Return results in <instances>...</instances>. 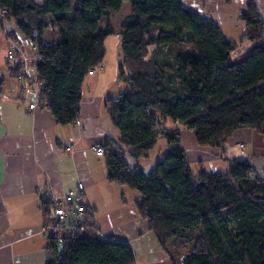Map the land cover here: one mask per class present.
I'll return each instance as SVG.
<instances>
[{
    "label": "trees",
    "instance_id": "16d2710c",
    "mask_svg": "<svg viewBox=\"0 0 264 264\" xmlns=\"http://www.w3.org/2000/svg\"><path fill=\"white\" fill-rule=\"evenodd\" d=\"M124 2L117 32L110 15ZM247 8L234 41L181 0H0L34 47L37 100L60 124L77 122L84 78L102 66L106 38L119 36L124 88L105 100L119 130L118 144L103 147L106 178L137 191V212L170 259V245L188 248L181 264H264V171L224 158L226 170L194 173L180 145L182 127L199 146L222 150L238 129L264 138V22L252 2ZM245 39L252 44L236 56ZM159 140L166 151L146 173L138 162ZM93 221L86 206L79 234L54 228L47 264H135L127 242L86 233Z\"/></svg>",
    "mask_w": 264,
    "mask_h": 264
},
{
    "label": "crops",
    "instance_id": "0c3cea01",
    "mask_svg": "<svg viewBox=\"0 0 264 264\" xmlns=\"http://www.w3.org/2000/svg\"><path fill=\"white\" fill-rule=\"evenodd\" d=\"M181 1L186 8L218 25L226 39L242 38L243 16L247 15L250 2L264 22V0ZM18 35L21 32L15 20L3 17L0 9V264H47L49 251L40 232L47 206L43 199L47 200V195L61 197L78 184L83 185L80 201L94 210V226L87 230L89 234L127 242L135 254V264H172L148 222L137 212V191L110 182L106 178L104 155L99 156L93 150L94 146L105 148L118 144L119 130L112 122L105 100L124 88L117 79L120 42L116 43L115 56L108 53L105 44L102 68L84 78L79 122L60 124L46 107L28 108L29 104L37 103L38 95L24 77L34 78L36 61L23 70L22 76L23 72L13 71L17 67L6 58L8 49L20 46ZM251 44L243 40L235 51L236 56ZM24 52L30 60L35 58L29 48H24ZM184 131L191 136L184 135ZM184 131L181 130L180 145L196 169L206 162L217 161L199 150L206 147L211 152L221 151V170L228 167L224 158H246L257 172L263 173L264 138L257 131L250 128L234 131L223 150L199 146L194 132ZM166 148L164 141L157 143L147 158L140 159V168L143 170L142 164L150 160L151 154L162 155Z\"/></svg>",
    "mask_w": 264,
    "mask_h": 264
},
{
    "label": "built area",
    "instance_id": "2783aa9c",
    "mask_svg": "<svg viewBox=\"0 0 264 264\" xmlns=\"http://www.w3.org/2000/svg\"><path fill=\"white\" fill-rule=\"evenodd\" d=\"M1 13L4 14L5 11H2ZM24 48L34 49L30 41L27 38L22 37L20 46L16 45L14 49H8L6 52L7 60L15 66V68L23 66L25 69L28 65L27 63L30 57L24 52ZM101 68L102 66H98L90 72L100 70ZM27 79L37 90H39L41 83L36 77L33 78L27 76ZM36 107H42V103L38 100L37 103H31L28 106L29 109H34ZM78 122L79 121H77V123ZM93 150L99 156H103L105 153L102 146H94ZM82 189L83 185L78 184L74 190L67 191L61 197L47 195V207L49 212L48 220L43 224L40 231L42 236L47 238L54 228L71 234L80 233L83 216L86 211L85 204H83L79 199Z\"/></svg>",
    "mask_w": 264,
    "mask_h": 264
},
{
    "label": "rangeland",
    "instance_id": "374dc122",
    "mask_svg": "<svg viewBox=\"0 0 264 264\" xmlns=\"http://www.w3.org/2000/svg\"><path fill=\"white\" fill-rule=\"evenodd\" d=\"M128 11H129V4L127 2H124L123 6H122V8H121V10L119 12L112 13V15H110L111 24H112V26L114 27V29L117 32H118V26H119V23H120L121 19L125 16V14L128 13ZM103 24L104 23L101 22V25H103ZM18 38H20V40H21L22 36L18 35ZM106 39H107V41H106L105 44H106L108 53H110V54L112 53L114 55L116 43L119 44L120 38H119V36L117 34H114V35H111V36L107 37ZM32 63H35V61L33 59H31V60L29 59L27 64L32 67ZM175 125H177V124H175ZM175 125L171 121L166 123L167 127H173ZM181 130L184 131L186 129L182 127ZM184 135L191 136V133L184 131ZM161 141L162 140H159L160 143H161ZM241 145L242 144H239L238 146L242 150V146L243 145L242 146ZM199 150L202 152V154H208V155L210 154L213 158H216L217 161L211 162V163H209V162L207 163L206 162V163L203 164L202 167H197V169H196V167L194 165H192V170H193L194 173L199 171V170H201V169H203L205 171H220L221 170L220 168L223 165V160H219L221 158V156H220V154H221L220 152L221 151L220 152H215V151L211 152L206 147L205 148H200ZM161 156L162 155H158L157 156V154H154V153L151 154L150 160H148L147 162H144V164H142L143 171L147 173L153 166L151 164H154ZM86 233H88V231ZM169 250L171 251V253L173 255L172 256L173 260L170 259L172 264H174V263L175 264H181L180 262H181L182 257L189 252L188 248L186 246L178 244V243L170 245L169 246Z\"/></svg>",
    "mask_w": 264,
    "mask_h": 264
}]
</instances>
